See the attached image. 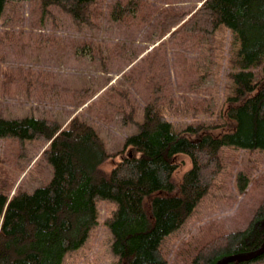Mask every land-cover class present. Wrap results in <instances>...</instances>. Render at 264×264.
<instances>
[{
  "label": "trees",
  "instance_id": "16d2710c",
  "mask_svg": "<svg viewBox=\"0 0 264 264\" xmlns=\"http://www.w3.org/2000/svg\"><path fill=\"white\" fill-rule=\"evenodd\" d=\"M18 1L23 0H0V21L7 4ZM33 1L42 10L60 6L80 26H98L108 15L128 25H147L155 15L146 0ZM159 11L161 34L171 42L186 43L200 36L214 43L222 25L232 32L236 48L229 75L234 86L227 98L224 126L189 125L175 131L154 97L143 108L138 131L126 136L118 152L128 150L129 155L105 170L102 165L111 157L105 141L78 114L64 127L45 117H0V139H43L49 144L42 156L53 168L51 181L32 193L17 189L10 195L14 182L0 176V264H62L97 223L99 197L117 203L107 224L119 264H170L164 241L192 214L222 170V147L264 149V0H203L188 12L174 6ZM44 78L51 86L46 96L63 88L49 73ZM179 154L192 162L180 181ZM263 243L264 197L244 229L203 243L188 264H216ZM229 264H264V253Z\"/></svg>",
  "mask_w": 264,
  "mask_h": 264
},
{
  "label": "rangeland",
  "instance_id": "374dc122",
  "mask_svg": "<svg viewBox=\"0 0 264 264\" xmlns=\"http://www.w3.org/2000/svg\"><path fill=\"white\" fill-rule=\"evenodd\" d=\"M202 1L146 0L155 15L151 23L139 26L111 15L98 26H80L57 5L42 10L33 0L7 4L0 21V117H45L64 127L78 114L105 141L111 155L102 165L105 170L129 155L128 150L118 152L126 136L138 131L143 108L154 97L175 131L189 125L224 126L234 86L229 75L236 48L232 32L222 25L214 43L200 36L185 43L171 42L160 31V9L174 6L188 12ZM86 44L89 48L80 47ZM45 73L64 89L58 87L55 95L46 96L51 86L42 81ZM48 144L43 139H0V176L14 182L10 195L17 189L32 193L51 181L53 168L42 156ZM177 161L180 181L192 162L185 154ZM221 161L222 170L208 192L164 241L170 264H188L203 243L244 229L264 197L263 148L224 145ZM96 206L97 223L62 264H119L107 224L117 203L99 197Z\"/></svg>",
  "mask_w": 264,
  "mask_h": 264
},
{
  "label": "water",
  "instance_id": "95a60500",
  "mask_svg": "<svg viewBox=\"0 0 264 264\" xmlns=\"http://www.w3.org/2000/svg\"><path fill=\"white\" fill-rule=\"evenodd\" d=\"M263 253H264V243L259 248L252 250V251L229 254L221 258L220 260H218L216 264H229L235 260H241V259H247V258L251 259Z\"/></svg>",
  "mask_w": 264,
  "mask_h": 264
}]
</instances>
